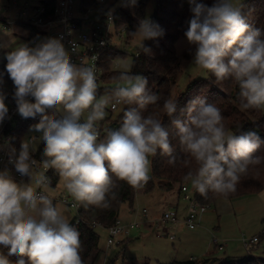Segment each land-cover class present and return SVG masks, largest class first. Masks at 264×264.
<instances>
[{
    "label": "clouds",
    "instance_id": "1",
    "mask_svg": "<svg viewBox=\"0 0 264 264\" xmlns=\"http://www.w3.org/2000/svg\"><path fill=\"white\" fill-rule=\"evenodd\" d=\"M136 2L130 0L133 6ZM188 2L192 16L184 36L195 46L194 64L217 83L233 80L241 110H264V29L251 27L239 0H214L211 6ZM130 35L148 53L143 41L162 36L163 30L146 18ZM5 57L18 113L26 119L39 115V123L31 127L40 135L22 141L18 153L14 147L7 153L8 164L28 183H17L7 167L0 171V248L7 249L6 255L0 251V264H84L80 232L48 194V170L60 177L77 205L107 209L117 197V181L144 188L151 178L150 158L158 152L169 164L176 162L172 136L196 164L184 180L205 197L209 191L224 197L234 193L249 166L261 162L254 155L264 143L258 133L229 131L220 108L203 98L189 102L186 122L172 121L174 134L159 114L142 115L161 97L128 63L117 65L115 86L98 95L95 65L83 59L73 63L61 38L20 44ZM5 100L0 91V124L8 117ZM118 105L128 106L122 109L121 126L105 128L101 138L99 122L107 117L106 109L115 111ZM176 111L177 96L163 101L164 114L172 117ZM40 143L43 171L35 172L33 153ZM11 256L17 259L13 262Z\"/></svg>",
    "mask_w": 264,
    "mask_h": 264
},
{
    "label": "trees",
    "instance_id": "2",
    "mask_svg": "<svg viewBox=\"0 0 264 264\" xmlns=\"http://www.w3.org/2000/svg\"><path fill=\"white\" fill-rule=\"evenodd\" d=\"M96 1L83 0V5L87 7ZM42 2L45 4L46 10L44 16L51 17L57 0H44ZM146 2L147 0H137L133 6L130 0H124L122 6L113 12L115 26L123 28L127 38H131L130 34L139 26ZM197 2H203L211 6L214 0H197ZM240 5L251 27L264 29V0H244ZM190 9L191 5L188 0H155V7L150 20L160 26L163 30V35L154 40H146L144 45L150 48V52L145 53L139 50L138 55L133 56L131 65L132 73L147 77L148 88L157 93L161 99L157 105H150L146 110H142V115L159 114L163 124L169 129L171 134H174L176 129L172 121L179 119L182 122H186V108L189 102L200 97L205 99L206 103L216 104L220 108L225 118L224 123L229 131L237 135L242 132L255 131L261 137V140L264 141V113H262V110H241L238 99V85L231 79L217 83L215 77L209 72L207 77L190 81L185 90L177 95V111L172 117L164 114L163 101L173 97L172 92L176 84V74L179 70L178 59L173 51V45L180 36L185 37L184 33L192 16ZM24 25L30 27L29 25ZM33 31L34 34L39 33L35 29ZM29 46L33 45L29 44ZM124 55H126L125 52L114 48H109L103 53V73L98 95H102L113 88L112 84L115 83L113 77L119 71L111 69V63L114 58ZM6 64L0 65V91H3L7 97L8 94L5 87L8 84L11 86L10 92L14 97L15 86L6 71ZM124 107L128 106L125 105ZM49 114H51V110H49ZM39 120L40 117L38 115L37 122ZM105 121L109 122V125H113L112 129L118 130L122 122V112L114 120L106 118L101 121L100 127L104 124L102 122ZM22 133L23 131L18 132L16 139ZM104 135L101 134V137ZM172 144L175 149L174 155L177 157L176 162L169 164V158L158 152L155 157L151 158V171L149 174L151 178L144 188L136 190L123 181H117V187L114 189L117 197L111 201L110 208L101 209L93 206L85 208L83 205H79L77 213L70 223L80 232V238L83 243L81 255L84 264H96L100 252L98 228H107L118 219L122 203L129 202L132 204L137 192H149L156 185L162 191L168 192L177 189L181 191L183 185L191 184L189 181H185L184 177L190 170H195L196 164L194 160H190L181 150L178 138L175 136H172ZM42 149L43 144L41 143L33 157L42 159ZM254 155L260 156L261 162L249 166L247 173L240 177L236 191L229 194L226 198L253 194L264 189V143H261L260 148ZM49 178L50 184L54 186L58 175L52 171L49 173ZM193 195L199 203L206 205L212 204L218 197H224L211 191L208 192L206 197L195 190ZM258 241L259 236L256 242ZM0 251H3L5 255L7 254V249L0 248ZM9 259L14 262L17 257L11 256ZM105 264H111V262H106ZM169 264H197V262L195 259L189 258L186 260H173ZM221 264H264V258L251 255L239 258L226 257L223 258Z\"/></svg>",
    "mask_w": 264,
    "mask_h": 264
},
{
    "label": "rangeland",
    "instance_id": "3",
    "mask_svg": "<svg viewBox=\"0 0 264 264\" xmlns=\"http://www.w3.org/2000/svg\"><path fill=\"white\" fill-rule=\"evenodd\" d=\"M21 1L0 0V43L7 45V47H0V65L7 63L5 57L7 51L20 44L31 45L32 39L37 38L33 29L24 25V17L19 15L22 11L32 15L33 5L37 4V0H23L24 3ZM123 1L103 0L101 6L102 9L106 7V12L111 14L122 6ZM242 1L244 0H239V4ZM154 7L155 0H147L142 19H150ZM73 8L74 10L78 8V0H74ZM3 21L10 22L8 28H3L5 24ZM41 41L42 39H39V42ZM139 43L138 37L127 38L124 30L120 31V35H114L111 40L112 46L125 52L126 55L114 58L111 69L119 71L117 65L120 63L131 65L133 56L140 50ZM173 51L178 59L179 70L176 74V84L172 96H177L185 90L190 81L207 77L208 71L194 64L195 46L189 44L185 37L180 36L176 40ZM114 86L115 83L112 84V87ZM5 90L8 94L11 86L6 84ZM122 109L123 107H119L113 111L109 107L106 109L108 112L106 118L116 119ZM37 123L39 122H33L24 129L21 135L22 141L33 135L39 137L40 133L31 127ZM100 123L98 127H100ZM102 123H104L103 128L101 127L102 134H105L104 129L107 128L109 122ZM40 144L35 146L36 150ZM3 146L0 143V151ZM34 171L41 172V169L36 168ZM26 178L25 183H28L29 178ZM187 187L189 192L194 191L191 184H188ZM48 194L53 199L54 205L71 221L76 215L77 209L69 204L73 200L63 188V182L59 176L54 186L50 184ZM175 195L176 192L174 194L171 191L152 189L145 193L137 192L132 204L129 202L122 203L118 220L123 224L137 222L139 227L130 228L125 237L120 239L116 237L115 239L118 240L112 245L107 244V229L98 228L100 252L96 264H105L106 262H111V264H169L173 260L189 259L190 256L195 258L197 264H221L223 258H239L247 255L264 258V233H262L264 228V189L253 194L233 198L218 197L207 207L205 212L200 214L199 224L193 229L182 222L156 225L155 220L164 211L175 213L180 221L183 219L184 215L181 217L179 214L186 213L182 209V205L184 203L186 207L187 202L181 196L178 214L173 209L176 200ZM63 200L67 202H63ZM171 234L174 235V240L170 239ZM253 236H259V241L249 243L248 248H245L243 240L248 241ZM213 237L223 244V249L219 250L212 243Z\"/></svg>",
    "mask_w": 264,
    "mask_h": 264
},
{
    "label": "built area",
    "instance_id": "4",
    "mask_svg": "<svg viewBox=\"0 0 264 264\" xmlns=\"http://www.w3.org/2000/svg\"><path fill=\"white\" fill-rule=\"evenodd\" d=\"M44 0H37V4L33 5V14L28 15V12L22 11L20 16L24 17V24L29 25L38 34H35L37 38H33L31 45L39 43V39L45 40L48 38H61V42L64 44L65 49L68 51L70 60L79 64L81 59L85 60L88 65H95L96 79L98 85L101 83V77L103 73V53L109 49L114 48L111 44L112 37L114 35H120V31L123 28H117L115 26V19L113 13H107L106 7L102 9L101 2L103 0H97L95 3L85 7L83 0H78V8L74 10V0H57L53 9V15L51 17H45V4ZM5 24L3 28H8L10 22L3 21ZM39 38V39H38ZM1 45V43H0ZM115 49V48H114ZM138 52L136 53V56ZM96 57V59H94ZM34 102V98H29ZM9 112L5 121L0 124V143L4 146L0 151V171H3L5 167L9 169L10 176L20 183L26 182V177H21L17 173L11 164H8V151L11 147L20 150L21 136L16 139V135L20 131H24V126H28L33 122H37L35 118H23L19 115L17 105L11 92L8 93L6 100ZM125 105H118L124 107ZM111 109V107H110ZM112 110V109H111ZM102 134V128L99 127ZM36 137V135L28 137V139ZM36 152V151H35ZM34 152V153H35ZM33 153V154H34ZM34 158V157H33ZM36 168H42V159H36ZM53 170H48L45 174L49 177V173ZM54 172V171H53ZM182 197L186 200V213L183 219L180 221L176 214L173 212L165 211L163 214L155 220L156 225L164 223L179 224L182 222L187 227L193 229L199 224L200 214L205 212L209 205L199 203L193 195V192L188 191V187L183 185L181 187ZM63 202H67L63 200ZM69 204L75 206L78 209L79 205L75 202ZM139 227V223L131 222L128 224L121 223L118 219L109 227H107L108 238L107 244L112 245L116 240L121 237H125L129 233L130 228ZM264 233V228L262 229ZM118 237V239H115ZM170 239L174 240L173 234L170 235ZM258 240V236H253L248 241L243 240V245L248 248L249 243H254ZM212 243L217 246L219 250L223 249V244L219 243L218 239L212 238ZM192 259V258H190Z\"/></svg>",
    "mask_w": 264,
    "mask_h": 264
},
{
    "label": "crops",
    "instance_id": "5",
    "mask_svg": "<svg viewBox=\"0 0 264 264\" xmlns=\"http://www.w3.org/2000/svg\"><path fill=\"white\" fill-rule=\"evenodd\" d=\"M23 1V0H22ZM21 1V2H22ZM23 3H24V1H23ZM154 190L155 189H158V190H160V191H162L161 189H159L158 187H157V185L156 186H154V188H153ZM171 192H174V194H175V192H176V200L174 201V205H173V209H174V211L175 212H177L178 213V211H179V206H180V198H181V196H182V193H181V191L179 190V189H177V190H173V191H171ZM182 201V200H181ZM182 209L186 212V207H185V205H184V203H183V205H182ZM183 211V212H184ZM165 212V211H164ZM179 214V213H178ZM181 217L183 216V215H185V213L184 214H179ZM190 258H192V259H195L194 257H192V256H190Z\"/></svg>",
    "mask_w": 264,
    "mask_h": 264
},
{
    "label": "water",
    "instance_id": "6",
    "mask_svg": "<svg viewBox=\"0 0 264 264\" xmlns=\"http://www.w3.org/2000/svg\"><path fill=\"white\" fill-rule=\"evenodd\" d=\"M21 3H23V1H22ZM112 127H113V125H109V127H108V128H111V129H112Z\"/></svg>",
    "mask_w": 264,
    "mask_h": 264
}]
</instances>
